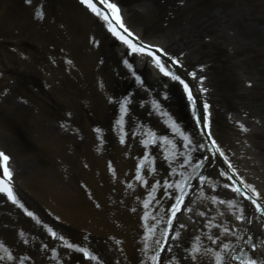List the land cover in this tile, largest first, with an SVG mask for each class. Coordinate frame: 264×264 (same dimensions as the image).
Returning <instances> with one entry per match:
<instances>
[{
  "label": "rangeland",
  "instance_id": "obj_1",
  "mask_svg": "<svg viewBox=\"0 0 264 264\" xmlns=\"http://www.w3.org/2000/svg\"><path fill=\"white\" fill-rule=\"evenodd\" d=\"M217 1L218 9L227 8V6H229L231 3V0ZM249 6L251 7L252 11H250L251 17L249 19L250 30L246 37L247 39H250L253 44H256L259 41H262V32L264 31V6H261L260 2L255 0H252ZM56 12L58 11H47L48 16L45 20H47L49 23H52V17ZM137 12L139 11H132V13H130L131 22L145 30L146 35L153 37L152 39H164L163 37L166 32L185 24L186 19L193 11H172V15L168 14L169 11H160V13L157 15L160 24L154 29H148L149 25L147 20L149 19V16L144 14L140 17H137L135 15ZM62 17L64 18L62 20L64 24H58L59 30L48 27L51 34H47L48 36L45 38L42 36V34H46L45 29L40 30L39 27L33 26L32 28L36 31L27 32H39L38 36L31 34L30 37H20L19 35L15 34V37L9 36L8 38L0 39V72L4 74L2 79H0V88H2L4 85L13 83L15 85L21 86V88H33L38 94H40L39 89H42L46 79L51 77L56 78L59 81L61 89L74 88L77 85L86 90V93L90 95V107L84 108L83 106H80L79 111L77 112V126L80 127L82 132L74 135V137L68 141L58 137L55 143L58 144L56 148L57 151L64 155L67 154V149L63 147L65 143L70 141L74 146H79V149L74 152L77 162L76 167L78 171L82 169L87 171L86 174L88 175V179L85 181L88 184L85 186V191L88 194L87 199L90 206V212L88 211L89 213H87L91 218V223L83 222V216L85 213L75 216L68 215L71 209H75L77 212L81 210L82 205L80 203L79 197L73 204L63 200L59 196L50 195V193L47 196H42L43 198H36L34 196L33 201H28V199L27 201L30 203L31 207L38 212H36V214L43 217H45V213L49 217L50 214L47 212V210L50 209L49 207L54 206V210L61 216H55V221H53V223L58 222L59 224L56 225L59 227H65L66 225L64 223H68L69 219H71L72 222L83 226L84 229L88 231V235H86L87 241L90 243V246L96 245L98 247L99 252L97 255L103 259L104 264H138L140 258V252L138 249L140 247V236L142 235L143 231L141 227L142 221L140 220V216L143 214V206L142 203L136 199V197L140 196L141 199H143L146 195V191L139 185H137L134 190L129 189L125 191V188L126 182H128L130 177L134 174L137 158L141 156L144 148L139 142L141 137L139 135L136 137L132 136L131 133L136 130L131 124H128V122L126 125L129 133L127 142L125 144H121L119 142V134L115 128V120L118 118V109L116 105L108 102L109 96L120 98V93H122L124 96V85L127 83V81H131L132 78H130L128 75L125 76V71L122 73L121 66L119 74V55L115 50L112 51V54H108V57H105L104 52L108 51V48L104 47L103 44L99 48L94 49L93 44L90 42L89 36L90 33H93V31L85 23L84 26L79 23L78 25L74 24V19L71 18L66 13V11H62ZM3 20L4 13L0 12V23H2ZM97 35L102 39L103 43L105 41L109 43V38L105 33H103V31L102 34L98 33ZM225 43L230 45L231 40L227 39ZM12 48H15V50ZM63 48L65 50L61 51L60 49ZM228 48L230 52L233 51L232 46H229ZM22 52L28 55V60L34 67V70L30 75H27L26 72H24L25 66L21 65L20 62L11 63L8 60L9 56L14 59H20ZM65 53H68L71 56L73 55L79 60L77 66L81 70L76 71L79 69L78 67L77 69H71L74 76L68 74L65 71L60 58H57L58 66L53 64L50 60L56 55L64 57ZM101 56H104L105 64L100 69H104V73L109 76L107 79L110 88L109 91H114L112 94H109L106 97L102 94V92L100 93L97 89L95 90L98 70L97 68H99L97 65H100L98 61L101 59ZM217 57V71L215 79L219 93L220 89H222L231 98V95H233L234 91L240 88L245 89L247 86L249 87V83L244 82L247 78L243 74V71H240V68H238V63L233 60L230 63L232 67L230 66L227 59V52L225 50H218ZM194 59V56L188 57V61L190 62V64H188L189 67H194V65L197 64ZM248 66L253 69H258L264 73V55L255 51H251V54L249 55ZM83 73L86 75V78L83 77ZM250 74L252 76L256 75V73L253 72H250ZM235 76L237 78L236 81L234 79ZM67 79L70 83L68 87ZM27 82H30L28 86H26ZM119 85L120 92H117ZM134 86L137 89L136 84H134ZM96 92H99L100 96L99 94H96ZM165 93L166 92L164 90H160L158 93L159 97L161 98V104L163 105V108L165 110L171 109L174 113H176V106L169 100H165ZM149 94L154 95V90L149 91ZM39 97L48 104L51 103V99L46 93L42 92ZM92 97L94 99H92ZM14 98L15 100H22V102L25 103V105L20 103L22 109H26L28 106H30L27 99H32V97H29L28 95L25 96L19 93L14 95ZM131 98L132 103L130 105L131 111L129 112V116L133 117L138 112L140 107V93L138 89L136 90V94H134ZM150 103L151 101L149 100L146 105ZM208 103L210 106L212 105L210 102ZM215 106L216 104L214 103V107ZM55 108V110L46 116L48 122H46V124L43 126V128L46 130H51L54 124L56 127H58L60 121L63 119V115H65V110L63 108H58V106ZM3 109L4 102L0 99V133L2 134V138H5V136L7 137V132H5L3 129L5 124L4 122H1V120H4ZM190 109L188 107L191 117L194 120L191 112L192 110L190 111ZM50 111L51 110L47 108V112ZM224 112L225 110L222 109V114H220L215 120V123H217V127L219 128L220 142L226 147V150L231 155V158L234 160L235 164L238 167H241L240 165L243 167H262L260 165L262 160L258 155H246L247 147L252 148V144L247 138L243 139V137H247L246 132L240 128L237 122H235L237 118L235 120H230V115L227 116V114ZM13 117V123L18 125L16 122L17 115H13ZM164 119L166 118L161 117L157 112V117L155 118L156 127L163 130L162 132L158 133V135H169L177 145V152L179 153L184 151L182 146V138L171 132L170 127L164 123ZM5 120H7V117ZM177 123L180 125L182 131L192 137L194 143L191 145V147L195 149L196 142H201L200 135L194 134L191 130L192 127L190 129L182 122ZM96 127L102 129L101 134L104 138L103 143H101L98 138V134L94 131ZM21 128L23 129V127ZM249 134H251V132ZM249 139L251 140V138ZM85 142H87L89 145V154L86 162L82 160L81 156L82 145H84ZM168 147L171 148V145ZM92 148L96 151L99 148V151L94 153ZM151 148H156V146H151ZM252 150L254 151L255 149L252 148ZM234 151H236V153L240 156V159H236L233 156ZM153 154L156 155L155 166L159 173V175H156L155 178L159 179L165 175V172L168 169V161L163 159L165 153L161 149H156ZM193 154L199 157L201 153L197 150ZM253 157L254 161L249 164L247 160H252ZM32 160L36 165H39L36 159ZM108 161H112L114 167L117 170V175L115 178L112 177L111 173L107 169ZM63 163H65L64 159ZM84 163H87V167L83 166ZM217 167H219L218 164L212 160V158L210 165L207 162L205 164V168H212L210 169L212 174H215L216 171V174L211 176V180L219 184ZM213 169H215V171H213ZM189 170H191V168H186L187 172ZM54 179L55 182H59L56 185L65 188L71 193H76L79 189L78 184L75 187L72 183L62 181L61 178L56 175L54 176ZM148 179L149 183L153 182L152 176H148ZM257 180V182L260 181V183L257 185V188L264 190V186L261 185V183L264 182V179L261 178V176H258ZM131 182L133 184L137 183L135 181ZM193 183H195V181H193ZM222 188L227 189L224 187ZM85 191L81 189L80 193L87 197ZM89 193H92V196H89ZM159 195L160 194L157 193L158 197ZM81 199L83 202H85V198ZM45 200L47 205L45 204ZM97 203H99L101 207H96ZM165 207H167L166 204ZM191 208L192 211L187 212L188 214L195 212L192 206ZM133 209H136V211H133ZM12 215V207L2 204L0 200V230H3L5 233H8L6 230L11 229V226L5 222L8 220V218H13L14 216ZM120 215L127 218V221H123L121 224H130L133 229L137 228L139 233L135 234V230H133L131 233H125L124 227L120 226ZM160 215H163V213H160ZM185 215L186 212H184L182 215L180 214V223V217L185 218ZM222 223L224 224V222ZM77 224H74V229L69 230L70 233L68 232L66 235H63L66 239L69 240V238L72 237H74V239L84 238V233L78 228ZM161 227H163V225H161ZM180 231L182 241L184 236L183 233L186 231L184 229H180ZM220 233L221 232L218 231V233L215 234L219 235ZM114 235L120 236V240L122 241L120 245H117L113 241L118 239V237ZM157 235L159 236V232ZM113 237L115 239H112ZM209 243L210 246L211 242ZM20 246L23 245L21 244ZM9 250L14 256L21 258L26 257L27 252L25 250L20 249L19 251H14L13 247H9ZM182 251L183 249H180L177 254L180 255ZM88 263L96 264L95 261H89ZM0 264H17V262L0 261ZM193 264H195V262H193Z\"/></svg>",
  "mask_w": 264,
  "mask_h": 264
},
{
  "label": "snow or ice",
  "instance_id": "obj_2",
  "mask_svg": "<svg viewBox=\"0 0 264 264\" xmlns=\"http://www.w3.org/2000/svg\"><path fill=\"white\" fill-rule=\"evenodd\" d=\"M31 3V0H26ZM81 6L91 12L99 20L103 21L104 26L113 37L123 43L127 49V56L123 59V64L132 72L136 80L143 83L141 76L135 72L134 61L128 59L132 56L148 57L155 69L159 71L164 77L172 81L178 82L182 85L183 91L186 94L187 101L190 102L192 115L195 117V123L201 125V132L207 137L205 142H196V148L193 149L191 145L194 143L192 137L181 130L180 125L172 118V116L163 108V105L158 99H153L151 102L152 109L159 113L164 119V123L168 125L171 132L182 138V146L184 151L177 152V145L169 135H158L157 131L151 127H144L137 125V131L131 134L133 137L139 135L141 137L140 144L144 151L141 156L137 158L135 164L134 174L126 182L125 191L135 189L137 185L143 187L146 195L143 199L137 196L136 199L142 203L143 214L140 216L142 221V235L140 236V258L138 264H200L203 256L211 258V264H264V252L258 251L264 248V239H257L253 235H248L246 238L240 235V229L237 227L235 231L222 224H213L212 220H208L205 227L207 228H222L219 235L208 234L207 239L214 247L202 248L201 238L199 235L195 237V242L190 247L183 248L180 255L177 251L182 248L184 241H181V231L187 226L179 222L178 214H183L185 211L191 212V204L193 194L199 192L203 195V185L206 181L209 182L213 191L217 188L214 182H211L210 175L207 174L205 168L206 162L210 165L211 158L217 154L227 161L228 169L221 170L220 175L227 178L228 183L223 184L224 188L230 189L232 193L239 195L242 200L237 204L235 198L227 201L220 199L216 195L211 196L212 203L226 204L229 209H235L233 212L234 218L240 224H251L252 218L246 213L243 201L248 202L249 207H254L255 212L259 213L260 218H264V193L259 191L253 184L247 182L242 177H239L238 169L232 164L225 152L221 149L217 139L213 137L211 131V113L209 112L210 104L203 101V111L205 115H200V110L197 102L200 99L198 94H194V86L190 81L182 78V76L175 70V65H180V60L165 50L163 46L145 43L137 36L125 23L119 5L115 0H79ZM37 16L42 17V13L37 12ZM90 42L98 46L99 41L95 37L90 38ZM183 55V54H181ZM66 63L73 64L71 59H66ZM103 63V61H101ZM203 65H200L201 70ZM193 78L197 77L196 71L187 73ZM199 91L206 93L207 88L203 86L204 76H199ZM99 86L103 88V82H98ZM251 82H249V85ZM165 100L167 93L164 94ZM108 102L117 106L118 118L115 120V128L118 131V139L121 144H125L128 138L127 117L131 111L130 105L132 98L129 95L117 98L109 96ZM70 115V114H69ZM243 131H248L247 127L237 122ZM94 131L98 134V138L103 143L102 129L96 127ZM210 143V147H209ZM171 145V148L168 146ZM156 146V148H151ZM151 149V150H150ZM156 149H161L165 155L163 159L168 161V169L165 175L156 179L159 175L155 166L156 155L153 154ZM99 151V148L97 149ZM200 151V156L197 157L193 153ZM208 153V155H205ZM11 157L5 152L0 151V193L7 196L13 203L18 204L21 208L24 205L20 203L13 190V171L10 167L9 161ZM182 160V162H181ZM175 165V166H173ZM87 167V165H85ZM186 168H191L190 172ZM107 169L112 177H116L117 170L112 161H108ZM204 169V171H201ZM148 176L153 177V182L149 183ZM131 181L137 182L133 184ZM195 181V183H193ZM159 193V197L157 196ZM92 196V193H89ZM165 204L167 207H165ZM96 207H101L99 203ZM29 217L34 216V213L24 209ZM136 211V209H133ZM163 213V215H160ZM223 215V213H220ZM201 216H206V212H201ZM159 217V218H158ZM163 225V227H161ZM247 231V229H245ZM48 232L55 240L61 241L63 246L68 249L76 250L83 254L88 261H95L96 264H104L101 257L96 255L88 247H82L74 242H70L63 235L58 234L51 228ZM159 232V236L157 233ZM231 232V236L235 238L236 244L243 241L244 247L237 248L232 241L222 239V236ZM23 235V233H21ZM87 240V236L85 237ZM112 239H115L114 237ZM24 243H28L27 240ZM115 243L120 245L121 240L116 239ZM45 248L48 245H44ZM0 249L3 255H0V261L17 262V264H25L29 257H17L9 250L4 243L0 242ZM54 256L57 255L56 250L52 249Z\"/></svg>",
  "mask_w": 264,
  "mask_h": 264
},
{
  "label": "bare ground",
  "instance_id": "obj_3",
  "mask_svg": "<svg viewBox=\"0 0 264 264\" xmlns=\"http://www.w3.org/2000/svg\"><path fill=\"white\" fill-rule=\"evenodd\" d=\"M250 16V11H227L223 13L219 11H210L207 13L206 17H194L188 24L170 32L166 36L168 44L165 46L173 53L185 52L186 55L197 53L200 56V62L203 60V57H206L208 60L202 61V63H210L215 57V52L211 50V48L205 46L207 42L204 40V37L207 36V39L210 41L208 43L212 45V49H214V47L219 48L218 39H227L230 31L235 32V30H237L241 35V33L249 30ZM230 37L232 38V36ZM238 42L239 44L235 48L234 56L240 61L246 60L247 54L250 53L249 50L253 47L262 48L264 51L263 41L260 45L252 46L247 38L242 37L238 38ZM211 66H213L212 63ZM211 66L209 67L210 69ZM256 81L257 83L254 86L259 87L264 83V78L259 75L256 77ZM68 99V97L64 98V100ZM256 102L257 100L253 103L256 104ZM244 107L247 108V104H245ZM257 109L259 113L264 116V104L258 103ZM257 147L260 153L264 155V145L258 143ZM21 166H24V160ZM31 180H33L32 177H30V182Z\"/></svg>",
  "mask_w": 264,
  "mask_h": 264
}]
</instances>
